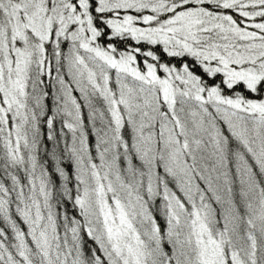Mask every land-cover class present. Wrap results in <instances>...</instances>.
<instances>
[{"label":"snow or ice","instance_id":"snow-or-ice-1","mask_svg":"<svg viewBox=\"0 0 264 264\" xmlns=\"http://www.w3.org/2000/svg\"><path fill=\"white\" fill-rule=\"evenodd\" d=\"M0 264H264V0H0Z\"/></svg>","mask_w":264,"mask_h":264},{"label":"trees","instance_id":"trees-1","mask_svg":"<svg viewBox=\"0 0 264 264\" xmlns=\"http://www.w3.org/2000/svg\"><path fill=\"white\" fill-rule=\"evenodd\" d=\"M156 51L161 55V59H169L160 51V48H157ZM173 63H176V61H173Z\"/></svg>","mask_w":264,"mask_h":264}]
</instances>
